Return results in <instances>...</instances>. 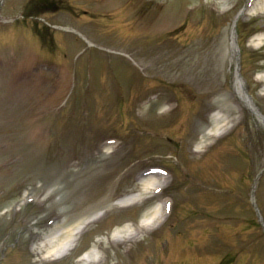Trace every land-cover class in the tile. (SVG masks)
Returning <instances> with one entry per match:
<instances>
[{"label":"rangeland","instance_id":"rangeland-1","mask_svg":"<svg viewBox=\"0 0 264 264\" xmlns=\"http://www.w3.org/2000/svg\"><path fill=\"white\" fill-rule=\"evenodd\" d=\"M28 1L0 0V16L20 15L28 8ZM141 1L152 3L155 7L151 18H164L171 27L170 33L188 42L193 49L187 52L186 59H178L170 69L184 64L182 62L190 67L188 63L195 59L199 68L201 63L206 68L211 85L206 88H214L217 93L211 94L205 87L201 90L195 83H190L196 90V93H191L190 84L185 78L173 79L164 72L157 74L161 79L159 84H163L165 79L173 80L178 89L179 86L185 88H180V91H188L181 102L187 105L188 110L191 109V113L186 112L184 107L182 112L177 108L168 114H160L167 107H159L157 103L153 112L143 107L136 118L141 127H151L156 132L151 135L140 134L134 130L133 124L124 122L126 116L123 115L122 119V112L119 113L118 108L104 117V120H108L106 126H101L98 116L94 115L93 119L98 122L91 131L94 135L91 142L97 136L99 138L86 146L89 152L85 149L84 154L80 150L81 140L86 142L88 136L84 135L77 117L73 119L71 114L59 111L56 106L51 110L54 113L49 111L54 93L61 83L60 78L46 72L36 73L31 64L33 59L60 61L61 54L58 59L56 55H48L44 42L36 44L34 50L33 39H37V36L32 27L28 29L31 22L27 20H24L27 26L21 24L22 21L13 26L0 24V94L5 81L11 82L18 75V79L27 77L29 80L24 78L25 81L36 86L32 92L35 96L30 102L14 106V113L2 109L6 118L3 120L0 117L3 120L0 123V264H83L76 260V256L95 244L98 238L103 241L100 244V255L106 257L103 264H222L228 254L234 255V260L228 262L230 264H264V239L260 231L250 225L254 216L252 187L257 172L264 167V124L243 103L236 88L239 58V72L246 88L264 112V81H261L262 78L257 80L264 74V41L258 43L254 38L264 33V0H118L121 7L127 4L132 8L140 5ZM92 2H98L99 7L112 11L114 18H117V14L123 18L121 21L114 20L113 25L104 26L105 31L116 30V37L123 42L135 34L133 28L137 23L131 19L129 8L123 12L117 11L115 7L118 3L111 0H69L68 3L74 4V9L81 14L83 9L94 6ZM187 5L193 8L188 14L185 10ZM244 7L247 9L239 20L240 31L237 27L234 31L236 15ZM58 14L61 13H46L48 19L64 25L68 18ZM82 17V25L91 28L89 16ZM141 18L143 20L144 16L139 17L138 22ZM253 32L255 34L249 38ZM141 41L135 38L133 43ZM154 44L155 41L151 39L150 45ZM234 46H237L238 54H235ZM88 48H84L81 56L76 49H71L67 53L66 65L71 74L77 62L80 61L83 66L79 83L71 87L75 89L72 98L77 102L88 98L81 94L85 86L80 79L88 77L93 82L86 88L88 93L91 87V98L96 100L97 107L92 114L105 112L108 101L112 99L138 98L141 91L145 87L147 89L150 77L144 74L143 80L140 69L121 54L101 53L109 56L110 63L97 61L88 66L85 63L87 57L97 52L96 48ZM34 51L37 54L33 59L24 60L32 58ZM176 57L172 56L173 59ZM172 58L161 59L159 67L163 68V63L168 65ZM169 88H172L171 85ZM55 96L59 97L60 93ZM155 100H151V103ZM209 102L213 110L223 111L227 125L238 121V126L227 134L234 133V136L229 138L226 135L219 140L210 137L208 131L212 129L214 132L217 127L207 109ZM129 106V110H134V104ZM63 114L65 121H61L59 126L52 124L48 129L49 125L45 123L47 116L60 117ZM29 119L34 123L32 131L25 129V120ZM59 130L66 135L62 141L46 138L48 135L53 137ZM110 135L124 138L123 142L114 143L113 146H119L113 154L103 152L107 148L100 143L99 149L94 147L100 138ZM204 137H208L205 145L198 148L197 144ZM23 138L29 146H26ZM29 148L37 150L35 154L41 153V160H36L27 152ZM124 161L127 165L125 172L121 173L120 165ZM147 164L170 165L175 170L170 190L176 201L186 202L184 210H195L194 213L199 215L182 221L181 230L175 231L171 227L170 224L178 220L171 215L168 224L155 232V236L144 231L134 242L112 243L110 237L114 225L125 222L132 224L143 217L148 209H154L157 199L152 198L150 192L145 193L146 198L126 208L114 204V199L123 189L139 190L143 186L137 177ZM84 170L88 172L84 174ZM113 173H116L115 177H111ZM260 180L256 195L260 204L264 205V174ZM95 181H106L108 187L104 190H99V186L93 188ZM185 185L190 191L187 199L182 192ZM27 192L36 197L30 203L34 205L30 207L23 202ZM111 193L115 194L114 198L110 196ZM109 198H113V203L108 201ZM15 206L22 207L21 212H16ZM98 212L101 213L100 218L88 225L89 230L83 233L72 254L58 261L46 262L41 259L47 251L35 250V242L38 244L42 241L37 238V233L43 237L55 225L75 227ZM53 216L55 223L50 227L47 219ZM16 238L20 240L16 241ZM163 239H167L168 249L163 247ZM15 241L17 246L9 251V244ZM253 242L258 245L253 246Z\"/></svg>","mask_w":264,"mask_h":264},{"label":"bare ground","instance_id":"bare-ground-1","mask_svg":"<svg viewBox=\"0 0 264 264\" xmlns=\"http://www.w3.org/2000/svg\"><path fill=\"white\" fill-rule=\"evenodd\" d=\"M238 88H239V85H238ZM136 198H137V196L125 197L123 199V202H129L130 200H134ZM156 217H157V215L154 214L153 216H150L147 219L153 220V219H156ZM129 227L130 226L126 224V225L120 226L118 228V230H125L126 229L127 231H130L131 229ZM78 229H79V227H77V229L67 228L61 234L57 233V232H53L52 235L47 236V243L45 245L46 246L49 245L52 247V250L50 252L55 253V252L61 251V250L65 249L68 245H70L71 241L72 242L75 241V234L77 233ZM92 261H95V260L92 259Z\"/></svg>","mask_w":264,"mask_h":264}]
</instances>
